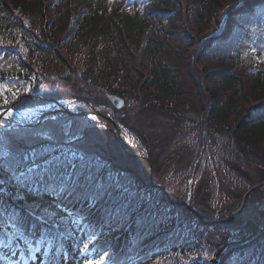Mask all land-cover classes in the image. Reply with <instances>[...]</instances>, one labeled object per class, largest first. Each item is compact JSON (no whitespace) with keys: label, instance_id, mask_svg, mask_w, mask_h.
Wrapping results in <instances>:
<instances>
[{"label":"trees","instance_id":"obj_1","mask_svg":"<svg viewBox=\"0 0 264 264\" xmlns=\"http://www.w3.org/2000/svg\"><path fill=\"white\" fill-rule=\"evenodd\" d=\"M49 42L57 50L51 49ZM243 42L264 50V0H0V51L16 53L42 80L39 84L51 72L61 77L56 72L65 66L69 67L67 75H78L81 81L102 89L110 86L104 90L122 97L113 89L120 84L132 91L134 97L129 100L146 108H151L150 91L156 90L154 102L178 115L172 110L182 95L179 81L171 76L176 72L170 63L180 46L183 67L209 105L206 113L199 110L204 113L193 126L182 124L181 131L177 129L186 135L192 128L198 131L195 150L204 143L200 160L210 163L213 171L249 180L247 169L257 168L258 174L254 171L261 180L250 183V188L264 180V54L256 64L240 61L236 47ZM47 48L52 51L41 52ZM128 63L131 67L126 72ZM141 70L148 74L142 81L137 76ZM67 75L62 77L64 81ZM126 75L131 79L123 78ZM22 78L19 70L0 69V84ZM32 81L36 85V80ZM18 91L7 89L0 105L6 98L8 106H22L16 104ZM36 103L31 99L22 107ZM166 129L159 133L171 143L176 136L165 135ZM201 129L206 130L202 139ZM170 130L174 132L172 127ZM19 134L7 135V148L19 149ZM224 141L230 142L225 145ZM61 144L56 143L57 149L66 153ZM109 161L104 163L108 168L106 172L102 169L104 173L86 170L87 162L79 169L120 195L95 205L78 196L68 204L74 214L79 208L84 210L83 238L98 233L101 240L93 244V252L107 253L109 264H218V260L219 264H264V210L249 220L202 221L201 217L208 216L202 207L207 205L203 195L209 196L206 178L199 177L203 180L191 189L194 210H189L184 200L173 195L167 199L143 177L122 171L110 161L120 169L112 171ZM229 186L230 191L237 190L234 181ZM13 194L19 198L13 201L17 207L51 210L56 217L50 200L40 193L14 186ZM228 199L233 213L239 199L234 195ZM4 230L0 221V233ZM212 244H217L219 251L210 255Z\"/></svg>","mask_w":264,"mask_h":264},{"label":"rangeland","instance_id":"obj_2","mask_svg":"<svg viewBox=\"0 0 264 264\" xmlns=\"http://www.w3.org/2000/svg\"><path fill=\"white\" fill-rule=\"evenodd\" d=\"M49 45L51 49L57 50V46L50 42ZM41 47L45 46L41 45ZM178 47L180 48L179 53L173 56V62L170 63L176 72H173L171 76L174 78L176 77V80L179 81L180 94L182 95L181 102L174 106L172 110L177 112L178 115H174L173 112L164 111L165 107L163 105L160 106L154 102L157 95L156 90L150 91L151 108H146L144 105H140L138 101L129 100L128 98L134 97L132 91L130 92V90L124 88L120 84L113 87L115 91L122 94V97L125 100V105L121 108V110H119L121 112L119 113L117 110L115 111V108L110 104L107 98H104L105 96L102 94V92L104 94L107 93L104 89H107L108 87L111 89L112 87L106 86V88L102 89L89 84L86 81H81L78 75H67L66 71L69 67L65 66L60 67L61 70L56 72V74L61 77H57L54 74L55 72H51L50 75H47V80L43 81L42 84H39L42 80L37 78L36 75L32 73L31 69H29L25 63L22 62V60L20 62V59H17L16 55H14L15 53L0 51V69L3 71L19 70L23 77L21 81H3L0 85L4 88L6 87L7 89L19 90V98L16 99L18 100L16 101V104H22L23 106L28 101H31V99L37 102L33 105L36 107L25 108L18 106L16 110L17 112L12 111L13 114L3 123V126H0V155L4 154L6 150L9 149L7 148L9 145V143H7V135L21 133L22 129L32 130L34 128L36 131H49L54 128H62L66 135L58 137L59 144L62 143L60 148L68 154L75 153L79 167H81V164L87 162L88 166L86 170L90 171L92 168L93 170L97 169V171L101 173L103 169L105 170L104 172H106L108 168L104 166V163L105 161L110 160L113 161L114 165L118 166L122 171H128L130 173L133 172L140 175L147 182L149 180V176L151 175L154 185L157 186L155 188L163 189L167 199H170V195H173L175 198H180L181 201H187L188 199L187 196L182 198L183 195L188 192V186L194 190L196 184L203 180L200 178L203 177L206 178L209 183V186L207 187L209 196L206 197L205 194L203 195V199L207 205H201L204 208V212L208 214V216L204 219L205 221L234 222V220H249L255 216H260V211L264 210V187L249 194L242 212L236 216V218L230 220V217L234 215L233 213H235L241 205L244 193L250 189L248 188V185L261 180L260 176L256 175V173L258 174L257 168L249 167L247 169V176L249 177V180L247 178H243L242 180L234 179L230 173L213 171L210 163H206V161H204L205 163L201 162V156L199 158L201 163L197 159L198 151L195 150V147H197L196 143H199L196 141L198 131L195 133L192 128L187 135L183 132L184 136L183 134H180L182 124L187 127L193 126V123L200 120L199 117H201L204 113L199 110L204 109L206 113L207 109L205 108H208L209 104H207L208 100L204 97V92H198V89L193 85L191 79L188 77L186 72L187 70L183 67L184 63L181 61L182 58L184 59L183 50L180 46ZM51 49H41V52H51ZM59 52L63 53L64 58H66L63 50L60 49ZM193 53L195 54V50ZM239 56L246 62H252L255 59L254 51L246 45L241 46ZM117 62L119 63V60H117ZM121 62L125 63L127 60H121ZM128 66L131 67V64H126V72L129 71ZM176 66L178 70H176ZM66 75L68 79L67 81H64L62 77H66ZM146 75L148 76L146 70H141L140 74L137 76H139V79L142 81L146 79ZM194 76V73L191 74L192 79ZM123 78L126 80L131 79L130 75L123 76ZM32 79L36 80V85L33 84ZM23 97H25L26 100L21 99ZM78 99H82L85 102H91L96 109L104 111L103 113L105 115H110L118 123L123 139L127 143H130L131 146L139 149L142 153V158L135 159L132 157L134 154L132 153L131 155V152L129 153L131 156L127 155V153L124 152L119 143L115 140L113 133H111L112 131L110 132L105 127L106 124L102 119H98L100 124H96L92 121L86 120L85 117H64V113L56 114L60 117H38L44 111L59 109L60 107L58 105L62 104H65V106L70 109L80 108L85 110L83 107V105L86 106L85 103H83V105L76 104V100L78 101ZM54 100L58 101L54 103ZM172 117H179L180 121L173 120ZM94 118L96 119V117ZM0 121H4V116L0 119ZM171 127L174 129V132L170 130ZM178 127H180V131L177 129ZM164 128H167L165 130V135L173 134L176 136H173L170 140L173 142L169 143L167 137L160 135L159 132ZM84 129H87V131L82 135L81 132ZM200 131V137L202 139L204 138L206 130L201 129ZM157 138L164 139L161 140V142H158L157 140L158 143H156L155 139ZM229 142L230 141H224L222 144L226 145ZM203 145L204 143L201 142L199 144V148L203 149ZM180 148L181 151H179ZM86 152L92 156L88 155ZM206 156L208 158V155ZM114 165H111L110 162V166ZM207 167H209V170ZM119 168L110 170L116 171ZM254 170H256V173ZM220 173H222V175H219ZM117 175L121 176V174ZM231 180L236 183L237 190L235 192L230 191L232 186L228 187ZM189 181H191V183H189ZM263 181L264 180L261 182ZM261 182L255 184L254 186L259 185ZM233 195L238 198L239 201L237 206L234 204L233 208L235 206L236 207L235 211L232 213L230 212L232 209V203L231 199H228V197ZM192 197L193 193L191 190V196L188 199L189 204L193 203L191 200ZM62 207L64 206L62 205ZM216 209H221L223 212L218 213L216 212ZM65 211H67V209H65ZM55 212L56 214H61L56 209ZM63 222L65 224L67 223L69 226L68 218ZM71 233L75 235L72 228ZM93 241V238L90 237L88 241L89 245ZM210 246V255H213L216 250L217 252L219 251V246L217 244H212ZM88 248L89 246H87V249ZM85 253L86 252L83 251V254ZM101 257L102 256H100L97 260ZM68 258V255H64L62 258V264H75ZM88 258L89 260H93L90 256H88ZM104 258L105 257H103V264H106V258ZM89 260H81L79 257L76 264H88ZM38 263L39 260L36 256V258L31 261V264Z\"/></svg>","mask_w":264,"mask_h":264},{"label":"snow or ice","instance_id":"obj_3","mask_svg":"<svg viewBox=\"0 0 264 264\" xmlns=\"http://www.w3.org/2000/svg\"><path fill=\"white\" fill-rule=\"evenodd\" d=\"M6 92L7 89L0 85V98H4ZM8 104L5 98L0 105L4 109V121H0V126L13 114ZM86 131L82 130L81 134ZM65 135L62 128L49 131L22 129L19 149L9 147L4 157L0 158V221L6 228L3 238H0V260L15 259L18 254L22 261L32 260L37 253L43 252L48 264H58L63 255V242H57V237L62 233L58 231L60 224L55 220V213L45 209L17 207L13 203L19 199L13 194L14 186L51 195L54 199L83 196L93 205L107 197L120 195L98 182L86 170L81 171L75 153H63L57 149L58 137ZM26 231L39 238H27ZM21 241L23 251L20 250ZM80 251H87V245ZM88 264H103V257L96 261L89 260Z\"/></svg>","mask_w":264,"mask_h":264},{"label":"water","instance_id":"obj_4","mask_svg":"<svg viewBox=\"0 0 264 264\" xmlns=\"http://www.w3.org/2000/svg\"><path fill=\"white\" fill-rule=\"evenodd\" d=\"M109 99L111 100V102L114 104V106H116L117 108H119L121 105H122V100L117 98L116 96H113V95H110L109 96ZM94 113L98 116H100L102 119H104L106 122H108V126L109 128L114 132L117 140L121 143L122 147L124 148V150L127 152V153H130V151L128 150V144L122 139V137L120 136L119 134V131H118V125L108 116V115H105L103 112H100V111H94ZM4 115V111L2 113H0V117H2ZM132 155V154H131ZM133 157L135 158H141V157H138L136 155H133ZM146 160V159H144ZM150 165V164H149ZM149 181L152 185H154L152 179H151V175L149 176ZM264 187V181L261 182L259 185H256V186H253L252 188H250L249 190H247L243 197H242V202H241V205L239 206V208L236 210L235 214L232 215L231 219L238 216V214L244 209V204L246 202V199L248 198L249 194H251L252 192H254L255 190H259L261 188Z\"/></svg>","mask_w":264,"mask_h":264},{"label":"bare ground","instance_id":"obj_5","mask_svg":"<svg viewBox=\"0 0 264 264\" xmlns=\"http://www.w3.org/2000/svg\"><path fill=\"white\" fill-rule=\"evenodd\" d=\"M128 150L133 153L134 155L141 157L142 158V153L139 149L132 147V146H128Z\"/></svg>","mask_w":264,"mask_h":264}]
</instances>
